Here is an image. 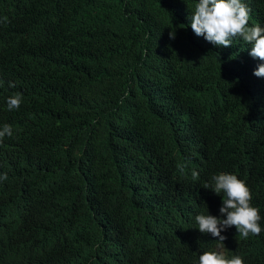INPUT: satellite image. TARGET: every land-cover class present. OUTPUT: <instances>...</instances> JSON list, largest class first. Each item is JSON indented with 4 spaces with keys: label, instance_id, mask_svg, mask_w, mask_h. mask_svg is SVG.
<instances>
[{
    "label": "trees",
    "instance_id": "16d2710c",
    "mask_svg": "<svg viewBox=\"0 0 264 264\" xmlns=\"http://www.w3.org/2000/svg\"><path fill=\"white\" fill-rule=\"evenodd\" d=\"M198 2L0 0V264H200L221 173L261 216L227 256L264 264V61L197 36Z\"/></svg>",
    "mask_w": 264,
    "mask_h": 264
},
{
    "label": "clouds",
    "instance_id": "9594fccd",
    "mask_svg": "<svg viewBox=\"0 0 264 264\" xmlns=\"http://www.w3.org/2000/svg\"><path fill=\"white\" fill-rule=\"evenodd\" d=\"M251 8L242 0H199L195 12L191 16V28L197 36H203L208 42L217 46H232L233 40L242 38L250 44V55L264 61V27L256 24L249 26ZM7 18L5 17V20ZM175 38V32L170 33ZM257 77H264V63L254 71ZM15 87L14 84L10 85ZM22 94L17 93L7 100L9 110L19 109ZM11 125H4L0 130V143L7 137H12ZM198 173L194 172L193 176ZM0 180H7V174H0ZM214 182L211 190L217 195L223 193V203L220 208L221 217L210 214L196 216L198 229L201 233L218 237L216 250L205 252L200 256V264H245L240 256L228 258L224 241L226 236L221 233L235 226L239 235L247 238L249 234L259 235L261 220L259 209L251 206L252 192L246 182L238 179L234 174L221 173L212 177ZM204 188H209L205 185Z\"/></svg>",
    "mask_w": 264,
    "mask_h": 264
}]
</instances>
